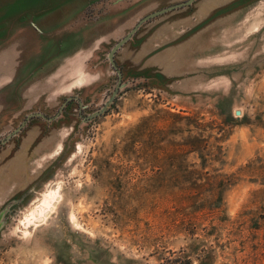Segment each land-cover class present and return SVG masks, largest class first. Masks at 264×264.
Returning <instances> with one entry per match:
<instances>
[{"label":"rangeland","instance_id":"374dc122","mask_svg":"<svg viewBox=\"0 0 264 264\" xmlns=\"http://www.w3.org/2000/svg\"><path fill=\"white\" fill-rule=\"evenodd\" d=\"M186 1L0 0V141L25 122L7 145L34 136L43 149L17 194L0 180V264H264V0L224 12L238 0H195L153 18L138 37L221 19L201 40L211 56L184 52L200 71L184 80L123 81L97 115L117 85L110 48ZM69 42L65 57H41ZM71 97L52 124L26 119ZM49 191L52 207L28 222Z\"/></svg>","mask_w":264,"mask_h":264},{"label":"crops","instance_id":"0c3cea01","mask_svg":"<svg viewBox=\"0 0 264 264\" xmlns=\"http://www.w3.org/2000/svg\"><path fill=\"white\" fill-rule=\"evenodd\" d=\"M243 3H245V0H238L234 2L233 5L222 9L221 12L234 10L242 6ZM211 18L215 17L212 16ZM153 20L156 19H152L143 24L132 37V39L127 42L126 46L129 44L132 45L131 50H124V47H126L124 46L117 52L115 61L123 71V75H125L124 81L139 80L141 83L148 84H156L158 81H162L167 84L168 82L172 83L174 81L184 80V75L199 74L200 71H195L192 69V59L184 61L185 57L182 55L184 52H187L191 54L192 57L193 53L203 52L205 57H210L211 55H209L207 52L208 46L201 40L208 42L209 39H204V37L210 38L214 32L212 29L213 25L219 24L218 20L220 21L221 19H195L196 23L191 21H186L185 23L176 22L177 25L172 24L170 25L171 27L168 26L159 29L164 34L161 37H159L161 32L158 30H151L148 32V35L138 37L137 33L141 30H144L145 25L152 22ZM183 24H185V28H188L181 32L176 31L178 28L175 27ZM30 26L33 27V22L30 23ZM156 36L157 38L155 39ZM70 43L71 42H69L67 46L62 45L58 50H56L54 47H45L41 57L44 55L43 58H45L46 52L48 50H53L55 54H53V52L47 53V57L49 56L48 59H54V57H56V59L63 58L70 50L67 48ZM126 52H131V55H127ZM119 54H122L123 56L126 54L127 57H123L122 60H119ZM159 57H161V59H159ZM154 58L158 60H155ZM50 64L51 63H49L48 66ZM190 89H192V87H190ZM60 117H64V114L59 115V120ZM39 118L44 119L43 117ZM29 119H31V117ZM44 121L46 120L44 119ZM17 135L18 132L14 136L10 137L5 143L2 142L8 135L0 141V180L3 179V181H12L9 186H11L10 189L15 191V194L18 193V179L21 181H23L22 179H24V181H30V168L27 166V163H29V161L32 159H36V157H38L40 154L39 152L43 150L42 147L41 149H31L32 143L30 145V142L34 140V136L27 138L28 135L26 136L27 139L22 141V144L19 147L18 145H7V143ZM47 153H49V151L45 153L42 152V155H46ZM20 168L22 170L18 171Z\"/></svg>","mask_w":264,"mask_h":264},{"label":"water","instance_id":"95a60500","mask_svg":"<svg viewBox=\"0 0 264 264\" xmlns=\"http://www.w3.org/2000/svg\"><path fill=\"white\" fill-rule=\"evenodd\" d=\"M195 0H187L185 3H181V4H177V5H173V6H170V7H167V8H164L160 11H156V12H153L147 16H145L143 19H140L138 21V23L130 30L127 32V34L121 39L119 40L117 43H115L109 50V52L107 53V59H108V62L114 67V68H117L116 67V64L114 62V55L116 54V52H118L130 39H132V37L135 35V33L138 31V29L145 23H147L148 21L152 20L153 18L155 17H158L159 15L161 14H164V13H167V12H170L172 10H175V9H179L181 7H184V6H189L191 5ZM118 83L117 85L115 86V89L114 91L112 92L109 100L105 103V106L102 107L99 111L98 114H102L104 112V110L107 108V105L110 104L113 99L115 98L116 94L118 93L119 90L125 88L126 86L129 85V82H125V83H122L121 82V74L118 72ZM236 115H239L238 112H236ZM33 116H37V117H43L42 114L40 113H35V114H30L27 116V119H29L30 117H33ZM94 117V116H92ZM25 122L22 123V125H24ZM22 125H20L13 133H11L10 135H8L6 137V139L2 142V143H5L10 137L14 136L15 134H17V132H19L22 128ZM5 213H6V209H3L2 211H0V230L1 228L3 227V223H4V216H5Z\"/></svg>","mask_w":264,"mask_h":264},{"label":"flooded vegetation","instance_id":"af4514ba","mask_svg":"<svg viewBox=\"0 0 264 264\" xmlns=\"http://www.w3.org/2000/svg\"><path fill=\"white\" fill-rule=\"evenodd\" d=\"M116 56H117V52H116V54L114 55V62H115V64H116V67L117 68H114L111 64H109L111 67H112V69H113V71H115V73H116V76H117V83H118V79H119V77H118V72L121 74V82H123L124 80H125V75H123V71L121 70V68L117 65V63H116V61H115V59H116ZM113 91H114V89H113ZM112 91V92H113ZM120 91V90H119ZM118 91V92H119ZM112 94V93H111ZM76 99L75 98H73V97H71L69 100L68 99H65V101L63 102V104L61 105V107H60V109H59V111H58V113H56V115H54V116H52V117H46V116H43V118L48 122V123H53V122H55L57 119H58V117H59V115L60 114H64L65 112H67L69 109H70V103L71 102H73V101H75ZM77 101V100H76ZM78 103V105H79V111H78V115L80 116V119H84L85 121H88L89 119H91V118H93L92 117V115L90 114H86V113H83L82 111V104L80 103V101H78L77 102ZM84 109V108H83ZM34 117V116H33ZM36 117V116H35Z\"/></svg>","mask_w":264,"mask_h":264},{"label":"bare ground","instance_id":"6f19581e","mask_svg":"<svg viewBox=\"0 0 264 264\" xmlns=\"http://www.w3.org/2000/svg\"><path fill=\"white\" fill-rule=\"evenodd\" d=\"M53 190V189H52ZM48 194V195H47ZM46 194V197L43 199V201L41 202L40 201V203H41V205L40 206H38V207H36L31 213H30V218L28 219V222L30 221V220H35V221H37V220H39V219H41L42 217H44L45 216V213L47 212V210L48 209H50L52 206V201L56 198V192L55 191H49L48 193ZM39 203V204H40ZM50 211H52V210H50ZM34 221V222H35ZM43 221V220H42ZM31 223H33V222H31Z\"/></svg>","mask_w":264,"mask_h":264}]
</instances>
